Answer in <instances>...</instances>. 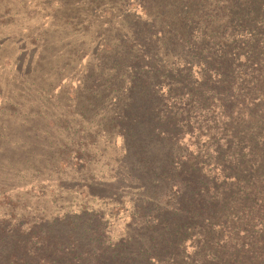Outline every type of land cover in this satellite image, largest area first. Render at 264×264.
<instances>
[{"label":"rangeland","instance_id":"obj_1","mask_svg":"<svg viewBox=\"0 0 264 264\" xmlns=\"http://www.w3.org/2000/svg\"><path fill=\"white\" fill-rule=\"evenodd\" d=\"M135 1L0 0V262L22 232L38 223L60 232L63 220L122 243L134 216L130 234L158 249L153 240L164 236L144 228L149 210H172L188 188L159 181L171 147L126 124L138 89L114 79L111 60L128 53L125 41L173 66L179 51L165 38L189 0Z\"/></svg>","mask_w":264,"mask_h":264},{"label":"trees","instance_id":"obj_2","mask_svg":"<svg viewBox=\"0 0 264 264\" xmlns=\"http://www.w3.org/2000/svg\"><path fill=\"white\" fill-rule=\"evenodd\" d=\"M170 21L173 66L125 41L128 53L111 60L114 79L138 89L126 124L171 147L159 181L188 188L172 210H149L144 228L164 236L158 249L130 234L134 216L122 243L63 220L60 232L43 223L22 232L0 264H264V0H189Z\"/></svg>","mask_w":264,"mask_h":264}]
</instances>
